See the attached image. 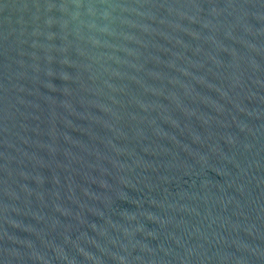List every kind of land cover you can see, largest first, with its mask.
<instances>
[{
    "label": "water",
    "instance_id": "obj_1",
    "mask_svg": "<svg viewBox=\"0 0 264 264\" xmlns=\"http://www.w3.org/2000/svg\"><path fill=\"white\" fill-rule=\"evenodd\" d=\"M0 264H264V0H0Z\"/></svg>",
    "mask_w": 264,
    "mask_h": 264
}]
</instances>
